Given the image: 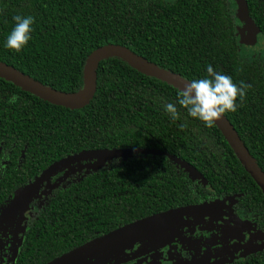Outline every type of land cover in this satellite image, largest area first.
<instances>
[{
  "label": "trees",
  "instance_id": "obj_1",
  "mask_svg": "<svg viewBox=\"0 0 264 264\" xmlns=\"http://www.w3.org/2000/svg\"><path fill=\"white\" fill-rule=\"evenodd\" d=\"M264 37V0H246ZM32 16L20 53L5 47L15 15ZM233 0H0V62L43 85L75 93L87 57L123 46L189 82L210 65L251 87L224 116L264 173V67L241 55ZM262 38L261 40H263ZM264 51V40L262 42ZM178 90L118 58L101 61L92 100L81 109L50 104L0 78V208L52 163L82 151L151 150L58 185L29 207L14 264H50L138 220L180 207L237 196L233 210L264 232V197L217 129L193 119ZM20 99L15 104L8 100ZM173 103V120L163 105ZM177 161V162H174ZM185 162L201 174L195 179ZM57 177V173L49 178ZM229 264H264V250Z\"/></svg>",
  "mask_w": 264,
  "mask_h": 264
},
{
  "label": "rangeland",
  "instance_id": "obj_2",
  "mask_svg": "<svg viewBox=\"0 0 264 264\" xmlns=\"http://www.w3.org/2000/svg\"><path fill=\"white\" fill-rule=\"evenodd\" d=\"M172 1V0H169ZM236 6V5H235ZM239 52L260 59L264 67L262 40L252 41L245 27L237 24ZM174 162H177L174 160ZM109 161H82L57 172V178L46 181L33 197L41 207L50 191L58 185L79 180L83 175L108 167ZM236 196L217 201L219 210L213 217L185 216L161 238L125 247L104 248L99 241L90 242L50 264H183L202 246L211 255L207 264H224L242 260L246 255L264 250V232L253 225V216L234 212L231 204ZM6 204L0 209V260H12L21 244L28 213ZM17 213V217H16ZM216 221L219 226H216ZM203 232H206L204 236ZM203 236L200 238L199 236ZM140 257H144L142 260Z\"/></svg>",
  "mask_w": 264,
  "mask_h": 264
},
{
  "label": "water",
  "instance_id": "obj_3",
  "mask_svg": "<svg viewBox=\"0 0 264 264\" xmlns=\"http://www.w3.org/2000/svg\"><path fill=\"white\" fill-rule=\"evenodd\" d=\"M236 5V15L247 29L250 40H254L258 33V28L253 23L248 14L246 0H233ZM107 58H118L126 62L138 72L157 79L165 84L172 86L180 91L189 81L182 78L176 73L160 68L138 57L129 49L109 44L97 48L87 57L83 68V86L75 93H63L51 89L42 83L32 79L22 72L0 62V78L14 84L22 90L46 101L50 104L61 106L70 110H77L85 107L90 103L96 89V70L101 61ZM217 129L220 131L235 157L252 178L254 183L260 189L264 197V173L258 167L253 157L249 154L244 143L240 140L237 132L234 130L229 121L223 116L216 122ZM152 151L148 149H101L82 151L63 158L52 163L43 170L28 186L21 189L14 197V205L19 209L20 216L23 217L27 211L29 203L37 194L40 186L57 172L70 167L82 161L93 160L98 163L111 161L118 158H129L134 155H147ZM181 167L193 176L205 182L199 172L185 162H181ZM218 202H206L199 205H190L180 207L170 211H165L156 215H152L138 220L124 228L113 231L106 236L97 239L104 248L125 247L132 244L143 243L161 238L174 225L180 222L185 216L203 217L211 215L217 210ZM95 240V241H97ZM204 259L194 261L189 264H202Z\"/></svg>",
  "mask_w": 264,
  "mask_h": 264
},
{
  "label": "clouds",
  "instance_id": "obj_4",
  "mask_svg": "<svg viewBox=\"0 0 264 264\" xmlns=\"http://www.w3.org/2000/svg\"><path fill=\"white\" fill-rule=\"evenodd\" d=\"M13 20L14 27L7 36L5 47L18 54L31 39L34 17L18 14ZM250 87L243 81L238 87L231 76L219 73L208 65L205 77L191 80L178 92L177 102L190 117L199 120L205 127L212 128L226 113L237 111V100L239 99L242 105ZM19 99L13 95L8 103L15 104ZM163 107L173 120L178 118L179 113L175 104L167 103ZM4 167L6 166L0 165V171Z\"/></svg>",
  "mask_w": 264,
  "mask_h": 264
},
{
  "label": "flooded vegetation",
  "instance_id": "obj_5",
  "mask_svg": "<svg viewBox=\"0 0 264 264\" xmlns=\"http://www.w3.org/2000/svg\"><path fill=\"white\" fill-rule=\"evenodd\" d=\"M240 25H242V26H244L243 25V23L242 22H240L239 23ZM256 26V25H255ZM246 29V28H245ZM246 31H247V29H246ZM248 32V31H247ZM249 35V34H248ZM262 38H264L263 37V35H261L260 33H259V30H258V33H257V35H256V38L253 40V42L254 41H256V40H259V39H262ZM264 40V39H263ZM263 40H262V42H263ZM262 42H261V44H262ZM57 178V177H56ZM56 178H53V180H55ZM41 187V186H40ZM225 198H227V197H225ZM225 198H220V199H216V200H211V201H208L209 203L210 202H217V201H219V200H221V199H225ZM236 198H237V196H236ZM235 198V199H236ZM14 200L15 199H12L11 201H9L8 203H6V204H13L14 205ZM34 201V199H32L31 200V202L29 203V206H28V209H27V211L24 213V215H23V217L28 213V216H29V207L31 206V204L33 205L35 202H33ZM235 202V201H234ZM233 202V203H234ZM233 203L231 204V209H233L232 208V205H233ZM6 204H4L3 206H5ZM197 205H199V204H197ZM3 206L1 207V208H3ZM36 206H39V203L38 204H36ZM16 207V206H15ZM0 208V209H1ZM17 208V207H16ZM19 210V209H18ZM219 210V206H218V204H217V210L213 213V216H215V214H216V212ZM234 212H237V211H235V210H233ZM246 215V214H245ZM213 216H211V215H206V216H203V217H213ZM16 217H17V213H16ZM253 221H254V219H253ZM253 225H254V223H253ZM216 226H219V224H218V222L216 221ZM25 228H26V226H25ZM25 230V229H24ZM24 232V231H23ZM203 234H204V236H206V232H203ZM196 236H199V235H196ZM200 238H202L203 236H199ZM22 238H23V234H22ZM22 241V240H21ZM19 249V248H18ZM18 252V251H17ZM17 254V253H16ZM15 255H14V258H12V260H9V259H1L0 260V264H14V261H15ZM142 260H145L144 259V257H140ZM201 259H204L203 260V263L202 264H207L210 260H211V255H210V253L209 252H207L206 250H205V248H203L202 246L198 249V251L196 252V254L195 255H193L192 257H189L183 264H189V263H193L194 261H200ZM150 261V260H149ZM149 261L148 262H146V264L147 263H149ZM232 263V262H231ZM224 264H229V263H224Z\"/></svg>",
  "mask_w": 264,
  "mask_h": 264
},
{
  "label": "crops",
  "instance_id": "obj_6",
  "mask_svg": "<svg viewBox=\"0 0 264 264\" xmlns=\"http://www.w3.org/2000/svg\"><path fill=\"white\" fill-rule=\"evenodd\" d=\"M10 206H11V208H12V204H11Z\"/></svg>",
  "mask_w": 264,
  "mask_h": 264
}]
</instances>
